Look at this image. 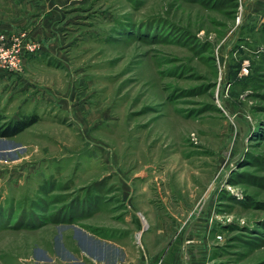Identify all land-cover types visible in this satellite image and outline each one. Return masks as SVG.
Wrapping results in <instances>:
<instances>
[{
  "label": "rangeland",
  "instance_id": "obj_1",
  "mask_svg": "<svg viewBox=\"0 0 264 264\" xmlns=\"http://www.w3.org/2000/svg\"><path fill=\"white\" fill-rule=\"evenodd\" d=\"M0 223L8 264H264V2L0 0Z\"/></svg>",
  "mask_w": 264,
  "mask_h": 264
},
{
  "label": "crops",
  "instance_id": "obj_2",
  "mask_svg": "<svg viewBox=\"0 0 264 264\" xmlns=\"http://www.w3.org/2000/svg\"><path fill=\"white\" fill-rule=\"evenodd\" d=\"M257 2H259L260 0H256ZM264 2V0H261V4ZM41 54V53H40ZM49 55H51V53H43V56L45 57V56H49ZM120 183H121V187L119 186V189H121V194H122V198H120V200L121 201H123L124 202V204L126 205L127 204V206L129 205V208H130V205L131 204H129V200H128V198H129V194H130V191L128 190V184H130V182L128 181V178H126V179H122L121 181H120ZM123 186H124V188H123ZM126 188V189H125ZM129 191V192H128ZM123 192V193H122ZM126 195H128V197L126 196ZM127 202V203H126ZM101 207V206H100ZM98 208L99 207H97V208H95L94 210H91L90 212H93V211H96V209L98 210ZM122 214V213H121ZM120 214V215H121ZM140 216H141V218L143 219V221L141 222V226H142V224H144L145 225V223H147V228H144L143 229V231H142V233H144V231H146V230H149L150 228H152V230H153V228H155L156 226H157V224H159V219L157 218V216H156V214H155V212H154V215H153V213L151 212V211H143V210H141V213H140ZM87 226H89V227H91V225H87ZM99 227V226H98ZM79 230H80V232L83 234V238H82V240L79 242V243H77L78 244V246L82 249V251L83 252H85V253H88L89 254V252H88V250H86V245H87V243H88V247H92V245H95L94 244V242L95 243H97V245H95V247H97V246H103L104 245V243L103 242H100V241H98L97 239H95V235H93L94 234V232H93V234L91 235V234H89L88 232H87V230L85 231L84 230V228H79ZM78 230V231H79ZM100 231H103V229L101 228V230H99V232ZM85 232V233H84ZM96 238H98V237H96ZM139 241H141V239H139ZM120 247H121V245H119ZM67 247L68 246H65L64 245V248H66L67 249ZM117 247V246H116ZM115 246H114V248L116 249V250H119L118 249V247L116 248ZM38 258L39 259H43L41 256H38ZM90 259L91 258H94L95 259V261H93V262H96L97 260L99 261V262H101V261H105L102 257H100V258H95V257H89ZM137 258V260H138V257H136ZM135 258V259H136ZM160 258L161 257H158V260H160ZM72 259V258H71ZM97 259V260H96ZM131 259V258H130ZM177 259V261L176 262H174L173 264H183L184 263V261H182V260H184L183 258H176ZM191 259V258H190ZM137 260H136V262H137ZM156 258H155V261H153L154 263L156 262ZM117 261H118V259H117ZM122 261V260H121ZM120 261V262H121ZM124 262H126V261H124ZM152 262V263H153ZM9 263V261H8V259H3V260H1V257H0V264H8ZM126 263H128V262H126ZM126 263H123V264H126ZM139 263H142V264H150L151 263V258L149 259L147 256H146V254L144 255V256H142V257H140V259H139ZM121 264V263H120Z\"/></svg>",
  "mask_w": 264,
  "mask_h": 264
},
{
  "label": "trees",
  "instance_id": "obj_3",
  "mask_svg": "<svg viewBox=\"0 0 264 264\" xmlns=\"http://www.w3.org/2000/svg\"><path fill=\"white\" fill-rule=\"evenodd\" d=\"M197 1V0H196ZM135 30H138V31H141V29L139 30V28H137V27H135V28H133V27H131V28H126V31H124L122 34H119V35H117V36H119V37H115L116 39L117 38H122V39H128V38H132V37H134V38H139V37H141V38H145L144 36H142V35H138L137 33H136V31ZM155 30V29H154ZM133 31L135 32V33H133ZM146 31V30H145ZM153 31V30H152ZM154 33V32H153ZM153 33H152V37H155V36H153ZM128 35H130V37L128 36ZM148 41H149V39H147ZM30 123L28 122V121H21V122H17L16 124H15V126L13 127V129L14 130H11V131H8V130H4V131H1V135L2 136H6V135H10V134H14V133H17V132H19L20 130H22L23 128H25L26 126H28ZM10 126H11V124H10ZM98 184H100V183H94L93 184V186H91L90 188H88V191H87V195H86V204L85 205H82L83 207L81 208V211L82 212H84V214H82V215H80V216H86L87 214H88V212L89 211H91V210H94L93 208L94 207H96L97 208V206L98 207H100L99 205L100 204H102L103 202H102V200H99V196H98V193H96V189H97V187H98ZM102 185V184H101ZM101 185H100V187L98 188V189H101ZM46 188V187H45ZM49 189V188H48ZM47 189V190H48ZM47 190H45V191H47ZM39 197H40V200L41 199H44V198H42V196L41 195H39ZM83 198V197H82ZM88 199V200H87ZM75 203V201L73 200L71 203H69V204H63L62 205V207H60V209L58 210V211H54L55 212V214H57V216L58 217H56V218H54L53 220H57L58 222H63V221H65L66 219H67V215H68V213L67 212H71V211H69L72 207H71V205L73 206V204ZM42 205H43V202H42V200H41V202H40V207H38V209L37 210H40L41 209V207H42ZM53 211L51 212L52 214L54 213ZM81 212V213H82ZM86 212V213H85ZM73 216H74V214H70V216H68V218H69V223H71V224H73V221H74V219H73ZM63 218H65V219H63ZM76 220V219H75ZM1 224V223H0ZM7 226V228H11V227H13V225H6ZM17 226V225H16ZM16 226H14V228H18V227H16ZM34 226H37V225H34ZM31 228H33V227H31ZM78 233L79 234H77V243H79L81 240H82V238H83V234L80 232V231H78Z\"/></svg>",
  "mask_w": 264,
  "mask_h": 264
},
{
  "label": "bare ground",
  "instance_id": "obj_4",
  "mask_svg": "<svg viewBox=\"0 0 264 264\" xmlns=\"http://www.w3.org/2000/svg\"><path fill=\"white\" fill-rule=\"evenodd\" d=\"M145 225L147 226V223H145ZM145 228V227H144ZM138 236V238L140 239V237H141V232H139V234L137 235Z\"/></svg>",
  "mask_w": 264,
  "mask_h": 264
}]
</instances>
